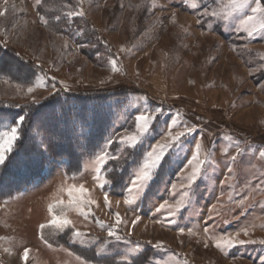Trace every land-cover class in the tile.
<instances>
[{"label": "rangeland", "instance_id": "obj_1", "mask_svg": "<svg viewBox=\"0 0 264 264\" xmlns=\"http://www.w3.org/2000/svg\"><path fill=\"white\" fill-rule=\"evenodd\" d=\"M222 2L227 0H0V11L7 9L0 16V110L25 117L20 139L0 166V264H25L26 248L27 264H82L77 256L92 264H261L264 245L258 242L215 247L221 234L244 227L251 228L250 236L241 231L239 239L264 240V31L249 38L238 19L224 23L203 15ZM80 10L83 17L67 15ZM38 80L42 86L29 94ZM61 95L98 104L109 123L106 138L87 139L90 130L78 121L75 107L73 136L56 146L55 127L38 108ZM157 107L163 115H156L142 144L132 149L120 142L136 134L137 114L152 115ZM177 114L198 135L188 137L181 151H170L150 190L125 205V186L150 146L166 142L165 121ZM26 127L32 139L23 138ZM197 142L208 162L189 190L187 160ZM59 147L71 148L73 161L55 158ZM104 151L118 157L102 173L113 180L106 186L110 207L93 180L95 160ZM81 184L96 204L85 208L87 219L74 208L65 212L82 235L52 226L41 230L51 220L48 206L60 200L67 205V189ZM185 191L191 194L178 214L156 211L164 200L175 205ZM115 213L122 220L118 226ZM109 227L121 240L108 237ZM157 242L159 249L153 247ZM137 245L140 250L130 257ZM101 248L106 251L97 256Z\"/></svg>", "mask_w": 264, "mask_h": 264}, {"label": "snow or ice", "instance_id": "obj_2", "mask_svg": "<svg viewBox=\"0 0 264 264\" xmlns=\"http://www.w3.org/2000/svg\"><path fill=\"white\" fill-rule=\"evenodd\" d=\"M255 2L256 6L251 7V4ZM41 0H36V4L40 5ZM196 7V5H192ZM248 9L251 12V15L245 14V10ZM14 10V8H13ZM7 9L0 11V16H5ZM243 14V15H242ZM68 17L80 16L83 17L85 13L83 10L80 11H70L67 13ZM203 15L211 17L217 21H222L227 23L233 19L239 20L240 31L246 32L249 38L253 37L254 33L257 31H264V7H261L260 0H227L226 3L222 2L218 8L206 9ZM59 19V17H57ZM175 20V14H173V22ZM43 23H47L43 17H41ZM66 46V45H65ZM124 49H121L123 51ZM111 69L113 72H117V60L112 59L110 61ZM43 81L38 80L33 86H29L27 91L31 94L36 87L42 86ZM55 87V85H53ZM156 115H163V109L157 107L155 113L152 115L139 113L135 116V127L136 134L130 136H123L120 138L121 143H127L129 147L135 149L138 144L143 143V138L150 134L152 125L154 123ZM179 114L177 118L169 117L165 121L166 132L164 135L165 143H156L154 146H150V151H147L143 155V161L139 165L138 169L133 174L132 178L129 181V184L125 186L123 193L121 194V199L125 205L131 207L136 204L138 200L142 199L144 195L150 190L154 181L159 177L163 172L164 166L168 163V155L170 151L179 152L182 150L185 140L190 136L198 135V130L194 125H189L187 123H182L179 119ZM25 117L19 115L14 118L11 125H8L5 121L0 120V166H4L8 154L12 151L16 141L20 139V128L23 125ZM55 137V134H53ZM231 139V137H229ZM111 143V141H109ZM195 153L187 160V164L191 168L190 175L187 177V188L192 189L195 185L197 179L200 177L203 166L208 162V157L205 159L200 158V152L202 149V144L197 142L195 144ZM47 150V149H46ZM211 156V153L208 154ZM260 156L264 157V151L260 152ZM118 159L116 155L109 156L107 151L102 152L97 159L95 160L93 180L96 185L103 191L104 194V204L106 207L111 206L110 193L107 191L106 186H111L113 183L111 176H105L102 173L106 172L107 169L104 167L109 160ZM233 160L236 159L235 156L232 157ZM231 172V168L228 169ZM171 188L175 189L176 185L171 184ZM126 193L127 195H124ZM190 191H185L183 197L178 200L175 205L169 204L168 200H164L163 203L156 209L157 212L162 209L168 208L173 215L178 214L181 209L185 206L186 201L184 197H190ZM67 195L69 200L67 205L63 200L58 201V204H50L48 206V212L51 216L49 224H42L40 226L41 230L46 227L52 226L59 230L60 233H64L66 230L70 231V234L73 237H79L82 234L75 230L74 222L68 218L65 208H74L80 215L84 216L85 219L88 218L89 213L85 211V208L89 205L96 204V201L90 197L89 190L84 187L83 184L77 187L72 185L67 189ZM117 205L120 204V199L116 200ZM239 203L243 204L244 201L241 200ZM59 208V211L55 209ZM115 223L120 225L122 223L119 213H115ZM211 218V217H210ZM140 220V216H137L136 219L132 222L133 225ZM160 222V221H157ZM169 224L175 223L173 220L168 221ZM181 233L185 229H179ZM191 233V229H188ZM204 231L207 233L208 228L205 227ZM245 237H249L251 233L250 227H244L242 230ZM241 231H237L234 235H224L221 234L219 239L216 240L215 247L217 249H230L237 246L243 247L248 244L260 243L264 245V240L256 241L253 239H239L238 237L241 234ZM108 237H115L117 241L121 240L118 231L114 227L107 228ZM151 243V242H149ZM163 245L160 242H157L153 245L154 248H161ZM208 245L205 244V247ZM140 250L139 245L132 248L129 251V256L135 255ZM6 251H8L6 249ZM106 249L101 248L96 255L102 256ZM30 249H25L23 252L22 259L27 264L29 259ZM78 260L82 261V264H92V262L84 260L82 257L77 256ZM261 264H264V258L261 260Z\"/></svg>", "mask_w": 264, "mask_h": 264}, {"label": "trees", "instance_id": "obj_3", "mask_svg": "<svg viewBox=\"0 0 264 264\" xmlns=\"http://www.w3.org/2000/svg\"><path fill=\"white\" fill-rule=\"evenodd\" d=\"M65 98V99H64ZM85 103H93L92 99H88L87 97L82 96H68V97H55L50 99L46 103L39 106L38 109L44 110L43 112L46 114L48 126L50 128L55 127V145L60 146L64 139H71L72 135V127L71 124V115L73 114V108L77 107L76 117L80 124L82 123L85 127H87L90 132L88 134L87 139H105L109 132L107 117L104 114H101L98 104L95 102L92 106L87 107ZM84 104V105H78ZM88 104V105H89ZM79 107V108H78ZM34 112V111H33ZM24 112L19 111H11V110H0V117L6 116L11 117L12 120L19 115H23ZM37 112L33 113L35 116ZM74 116V115H73ZM29 128L26 127L23 133V138H31ZM90 144V143H89ZM20 147V145H18ZM90 146V145H89ZM71 148L57 149V155L55 158L73 161L70 156L69 150ZM69 153V154H68Z\"/></svg>", "mask_w": 264, "mask_h": 264}]
</instances>
